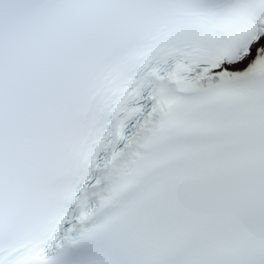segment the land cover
Returning a JSON list of instances; mask_svg holds the SVG:
<instances>
[{"label":"snow or ice","instance_id":"6c2138e0","mask_svg":"<svg viewBox=\"0 0 264 264\" xmlns=\"http://www.w3.org/2000/svg\"><path fill=\"white\" fill-rule=\"evenodd\" d=\"M0 264H264V0H0Z\"/></svg>","mask_w":264,"mask_h":264}]
</instances>
